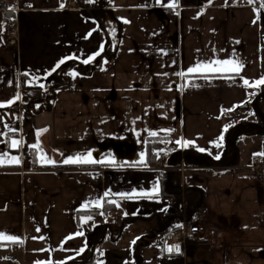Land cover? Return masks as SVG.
I'll list each match as a JSON object with an SVG mask.
<instances>
[{
  "label": "crops",
  "instance_id": "0c3cea01",
  "mask_svg": "<svg viewBox=\"0 0 264 264\" xmlns=\"http://www.w3.org/2000/svg\"><path fill=\"white\" fill-rule=\"evenodd\" d=\"M260 4L14 0L1 12L0 234L18 242L0 241V264H264V182L251 169L264 165ZM9 19L16 47L2 38ZM216 60L241 70L188 72ZM252 98L258 125L232 139ZM88 153L95 162H64ZM193 222L215 243L163 254Z\"/></svg>",
  "mask_w": 264,
  "mask_h": 264
},
{
  "label": "built area",
  "instance_id": "2783aa9c",
  "mask_svg": "<svg viewBox=\"0 0 264 264\" xmlns=\"http://www.w3.org/2000/svg\"><path fill=\"white\" fill-rule=\"evenodd\" d=\"M14 0H0V13L7 12L11 9ZM261 5V4H260ZM263 7V5H261ZM3 41L8 47H16L19 43V29L17 22L14 19H9L4 25V33L2 35ZM155 162L153 169L164 171L165 167L163 161L166 158L165 152L161 148L154 150ZM171 169L189 170L197 169V167H186L183 164L171 167ZM253 170V176L264 182V165L260 161L259 157L253 158V164L251 166ZM168 198L164 199V202H168ZM218 236L217 231L214 228L209 227L206 224L200 222H193L187 226H182L179 230L171 231L165 238L163 243L162 252L165 255H175L180 253L181 248L189 243H208L213 244ZM176 246H179V252H177ZM171 249V251H169ZM5 258L12 263H18V258L10 254H6Z\"/></svg>",
  "mask_w": 264,
  "mask_h": 264
},
{
  "label": "snow or ice",
  "instance_id": "6c2138e0",
  "mask_svg": "<svg viewBox=\"0 0 264 264\" xmlns=\"http://www.w3.org/2000/svg\"><path fill=\"white\" fill-rule=\"evenodd\" d=\"M250 2H252V0H250ZM175 5V0H173V5ZM99 53H97L98 55ZM88 60H85L84 63H88ZM64 61L61 60L59 62V64L56 65V67H59L60 64H63ZM230 66V67H229ZM241 70V66L239 64H237L235 61H229V60H224V61H210L208 63H200L198 65H196L193 68H189L188 72L189 73H197V72H223V71H231V72H235V73H239V71ZM244 84L248 85V86H252L250 85L248 80H244ZM257 85L260 84H264V79H261L259 81L256 82ZM5 105L0 104V107H4ZM152 135H156V133H152ZM222 139V137H221ZM186 143H191V142H186ZM19 145V141L13 140L12 141V146L13 147H18ZM33 147H38V145H33ZM202 150V149H201ZM203 151V150H202ZM219 157H217L218 159ZM16 159V162L19 163V159L18 158H14ZM49 163H54V161H48ZM65 163H91V162H95L93 160H91V153L87 154V158L85 159H81L79 156L76 157L75 159L73 158H69L68 160L64 161ZM105 195H108V193H105ZM110 203L112 201H109ZM87 219H91V217H87ZM39 231V229H38ZM80 233H77V235H79ZM71 238V237H69ZM0 241H11V242H18L16 237H12V236H6L3 234H0ZM134 243V242H133ZM177 252H179V246H176L175 249ZM169 251H171V249H169ZM39 264V262H38Z\"/></svg>",
  "mask_w": 264,
  "mask_h": 264
},
{
  "label": "rangeland",
  "instance_id": "374dc122",
  "mask_svg": "<svg viewBox=\"0 0 264 264\" xmlns=\"http://www.w3.org/2000/svg\"><path fill=\"white\" fill-rule=\"evenodd\" d=\"M261 3L264 5V1L261 0ZM248 102V108H249V117L245 118V119H241V120H235L232 122V125H230V127H232L230 130V137L232 139H237L239 137H241L242 135L244 136V134L249 131V130H254L257 125H258V111H256L255 107L258 106V103H255V99H250V102ZM258 114V115H257ZM242 116V115H240ZM228 128V127H227ZM226 128V129H227ZM228 131V130H227ZM228 138V135H227Z\"/></svg>",
  "mask_w": 264,
  "mask_h": 264
},
{
  "label": "trees",
  "instance_id": "16d2710c",
  "mask_svg": "<svg viewBox=\"0 0 264 264\" xmlns=\"http://www.w3.org/2000/svg\"><path fill=\"white\" fill-rule=\"evenodd\" d=\"M51 96L48 94L45 100L44 105L46 106L47 104H49ZM227 132V131H226ZM156 145H148L147 149H148V153L151 152V150L155 149ZM31 160H33V152H31ZM97 259V257L95 255H93L89 260L82 262L81 264H94L95 260Z\"/></svg>",
  "mask_w": 264,
  "mask_h": 264
},
{
  "label": "water",
  "instance_id": "95a60500",
  "mask_svg": "<svg viewBox=\"0 0 264 264\" xmlns=\"http://www.w3.org/2000/svg\"><path fill=\"white\" fill-rule=\"evenodd\" d=\"M247 105L246 104H244V107H246Z\"/></svg>",
  "mask_w": 264,
  "mask_h": 264
}]
</instances>
